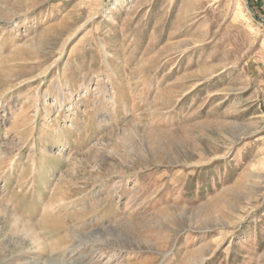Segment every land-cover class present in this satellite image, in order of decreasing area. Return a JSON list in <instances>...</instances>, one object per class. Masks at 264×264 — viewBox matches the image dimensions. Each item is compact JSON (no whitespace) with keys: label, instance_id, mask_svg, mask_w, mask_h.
<instances>
[{"label":"rangeland","instance_id":"1","mask_svg":"<svg viewBox=\"0 0 264 264\" xmlns=\"http://www.w3.org/2000/svg\"><path fill=\"white\" fill-rule=\"evenodd\" d=\"M58 263L264 264V0H0V264Z\"/></svg>","mask_w":264,"mask_h":264},{"label":"bare ground","instance_id":"2","mask_svg":"<svg viewBox=\"0 0 264 264\" xmlns=\"http://www.w3.org/2000/svg\"><path fill=\"white\" fill-rule=\"evenodd\" d=\"M94 232V231H93ZM92 232V233H93ZM95 233H98V232H95ZM77 248H79V245L78 246H71V247H68L67 249H66V251H67V253L69 252L70 253V251H72V250H74V249H77ZM77 262H80V260L79 261H77ZM81 262H83V260L81 261ZM85 262V261H84ZM59 264V263H58ZM69 264V263H68ZM81 264H84V263H81Z\"/></svg>","mask_w":264,"mask_h":264}]
</instances>
